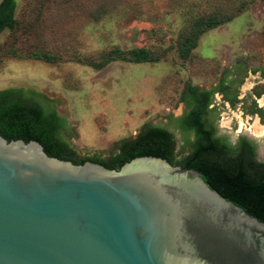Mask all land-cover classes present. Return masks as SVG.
<instances>
[{"label": "rangeland", "instance_id": "1", "mask_svg": "<svg viewBox=\"0 0 264 264\" xmlns=\"http://www.w3.org/2000/svg\"><path fill=\"white\" fill-rule=\"evenodd\" d=\"M188 85L214 89L216 136L245 134L264 160V0H15L0 31V91L45 95L65 119L56 136L79 158L110 159L146 124L173 131L176 159L186 155L168 119L183 113Z\"/></svg>", "mask_w": 264, "mask_h": 264}, {"label": "water", "instance_id": "2", "mask_svg": "<svg viewBox=\"0 0 264 264\" xmlns=\"http://www.w3.org/2000/svg\"><path fill=\"white\" fill-rule=\"evenodd\" d=\"M0 264H264V222L165 158L75 164L0 134Z\"/></svg>", "mask_w": 264, "mask_h": 264}, {"label": "trees", "instance_id": "3", "mask_svg": "<svg viewBox=\"0 0 264 264\" xmlns=\"http://www.w3.org/2000/svg\"><path fill=\"white\" fill-rule=\"evenodd\" d=\"M15 0L0 4V31L14 22ZM136 60L147 56L144 48L129 52ZM224 76L218 90L229 88ZM214 89H201L188 85L180 99L185 108L180 116H171L168 122L182 134L190 151L176 159V139L167 127L144 125L135 137L121 142L118 152L110 159L79 158L66 142L56 136V128L65 122L52 102L42 93L23 88L0 91V134L7 140H37L45 152L75 164L93 161L107 168L119 169L136 156L152 155L165 158L173 165L198 170L205 182L245 209L251 216L264 222V162L256 159L255 146L245 136L230 144L214 134L206 125ZM192 134V139H189Z\"/></svg>", "mask_w": 264, "mask_h": 264}, {"label": "flooded vegetation", "instance_id": "4", "mask_svg": "<svg viewBox=\"0 0 264 264\" xmlns=\"http://www.w3.org/2000/svg\"><path fill=\"white\" fill-rule=\"evenodd\" d=\"M241 59V58H240ZM240 59H237V64H241V60ZM257 67H259L258 65H255L254 67H252V68H257ZM24 89H29V88H24ZM38 92H40V91H38ZM41 93V92H40ZM245 136L246 138H248V140H250V142H252L253 144H254V146H255V152H256V159L257 160H259V161H263L264 162V160H261V159H258V157H257V147H256V142L252 139V138H250L249 136H247V135H245V134H239L238 136H237V139H236V141L234 142V143H230L229 141H227L226 139H224V138H222V139H224L225 141H227L228 143H230V144H236L237 143V141H238V139H239V137L240 136Z\"/></svg>", "mask_w": 264, "mask_h": 264}, {"label": "bare ground", "instance_id": "5", "mask_svg": "<svg viewBox=\"0 0 264 264\" xmlns=\"http://www.w3.org/2000/svg\"><path fill=\"white\" fill-rule=\"evenodd\" d=\"M254 126H255V123H254ZM252 127V126H251ZM251 127H250V129H251ZM256 127V126H255ZM253 128V127H252ZM257 128H259V127H257ZM256 128V129H257ZM255 129V128H254ZM255 129V130H256ZM252 132H253V130H251ZM257 132H259V133H264V128H262L261 130L259 129ZM257 133H255V135H256ZM258 135V134H257Z\"/></svg>", "mask_w": 264, "mask_h": 264}]
</instances>
